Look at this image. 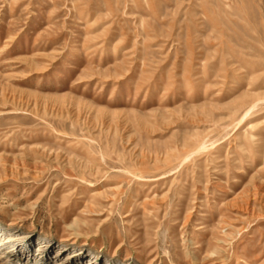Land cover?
Here are the masks:
<instances>
[{
    "label": "rangeland",
    "instance_id": "374dc122",
    "mask_svg": "<svg viewBox=\"0 0 264 264\" xmlns=\"http://www.w3.org/2000/svg\"><path fill=\"white\" fill-rule=\"evenodd\" d=\"M1 243L264 264V0H0Z\"/></svg>",
    "mask_w": 264,
    "mask_h": 264
},
{
    "label": "bare ground",
    "instance_id": "6f19581e",
    "mask_svg": "<svg viewBox=\"0 0 264 264\" xmlns=\"http://www.w3.org/2000/svg\"><path fill=\"white\" fill-rule=\"evenodd\" d=\"M244 116H245V115H244ZM8 241H9V239H7V241L5 242V244H7V243H8ZM1 245H4V244H3V243H1V244H0V246H1Z\"/></svg>",
    "mask_w": 264,
    "mask_h": 264
}]
</instances>
